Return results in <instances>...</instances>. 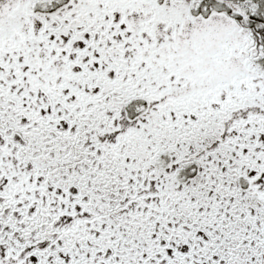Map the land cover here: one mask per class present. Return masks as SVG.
Masks as SVG:
<instances>
[{"label":"snow or ice","instance_id":"6c2138e0","mask_svg":"<svg viewBox=\"0 0 264 264\" xmlns=\"http://www.w3.org/2000/svg\"><path fill=\"white\" fill-rule=\"evenodd\" d=\"M0 264H264V0H0Z\"/></svg>","mask_w":264,"mask_h":264}]
</instances>
